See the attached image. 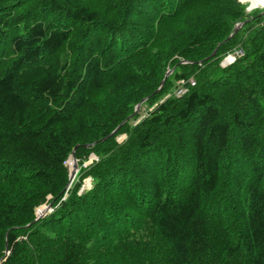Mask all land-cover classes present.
<instances>
[{
    "label": "trees",
    "instance_id": "1",
    "mask_svg": "<svg viewBox=\"0 0 264 264\" xmlns=\"http://www.w3.org/2000/svg\"><path fill=\"white\" fill-rule=\"evenodd\" d=\"M247 6L0 0V264H264V15Z\"/></svg>",
    "mask_w": 264,
    "mask_h": 264
},
{
    "label": "water",
    "instance_id": "2",
    "mask_svg": "<svg viewBox=\"0 0 264 264\" xmlns=\"http://www.w3.org/2000/svg\"><path fill=\"white\" fill-rule=\"evenodd\" d=\"M240 1H241V2H244V1H242V0H240ZM256 8H257V5H256V6H253L252 2H249V3H248V6H247V8H246V10H247V12H251L252 10H254V9H256ZM261 14L264 15V10L261 12ZM245 22H246V21H242V22L237 23L236 26H235L234 31H233V32H232V33H231V34H230V35H229V36H228L223 42H221V43L215 48V50L211 53V55H209L206 59L200 61V63H202L203 61H205V60H207V59H210V58L214 57L215 54H216V52H217L218 47H219L222 43L229 41L234 35H236V34L239 32V30L241 29V27L244 25ZM182 62H187V61H182ZM174 69H175V67H173V68H169V69L167 70L166 75H165L164 79H163L162 82H161V85H160L159 88L154 92V94L158 93V92L163 88V86H164V84H165L167 78L173 73ZM150 97H151V96H146L145 98H143L142 101L139 102V103L136 105V107H135V111H134L131 115H129L125 120H123V121L120 123V125H118V127H116V129L113 130L108 136L102 138L101 141H104V140H106L107 138L112 137L114 134H116V133L118 132V130H119V129H120V128H121V127L127 122V121H129L132 117H134L135 114H137V113L142 109V105H143L145 102H147V101L150 99ZM92 144H94V143H92ZM77 146H78V145H77ZM75 150H76V147H74L73 152H72V154H71V158H69V160H68V164H71V165H72V167L70 168V182H69V184H71V183L73 182V180L75 179V177H76V175H77V172H78V168H79V162H78V158H77V156H76V154H75ZM69 186H70V185H69ZM51 208H52V201L49 202L48 204H45L43 207L39 208V209H38V212H37V217L35 218V220H37L38 218H40L41 216H43L44 213H45L47 210H50ZM35 220H33V221H35ZM28 225H30V224H28ZM8 252H9V250H8Z\"/></svg>",
    "mask_w": 264,
    "mask_h": 264
},
{
    "label": "rangeland",
    "instance_id": "3",
    "mask_svg": "<svg viewBox=\"0 0 264 264\" xmlns=\"http://www.w3.org/2000/svg\"><path fill=\"white\" fill-rule=\"evenodd\" d=\"M242 1H244V0H242ZM250 2V0H245L244 1V3H249ZM259 10H261V11H263L264 10V6H258L257 7ZM237 50H239V49H237ZM242 50V49H241ZM244 52V51H243ZM230 53V52H229ZM228 54V53H227ZM226 54V55H227ZM225 55V56H226ZM225 56H224V58H225ZM223 58V59H224ZM223 59L221 60V62H220V65L222 66V61H223ZM226 67V66H225ZM174 72V71H173ZM177 83H178V86L177 87H175L174 89H173V91L171 92V93H169L167 96H169V95H171V94H175L176 95V93H177V90L179 89V87H180V85L181 84H185V81H184V79L183 80H178L177 81ZM177 96V95H176ZM165 98H167L166 96H165ZM152 107H150V109H151ZM140 113H141V117H139L136 121H135V123H138L143 117H144V115H145V113H146V109L143 107V105H142V109L139 111ZM126 137V135L125 134H122V135H120L119 136V140H123L124 138ZM96 156V157H95ZM70 158H71V156H70ZM98 159V156L97 155H95V154H93V155H91L90 156V158L89 159H87V160H85L84 161V165H87V164H89L93 159ZM69 160V159H68ZM68 160H67V163H68ZM79 162V161H78ZM70 165V168L72 167V165L71 164H69ZM79 169H80V165H79V168H78V172H79ZM78 172H77V174H78ZM77 176V175H76ZM76 178V177H75ZM74 181V180H73ZM70 182V181H69ZM91 183H92V176H87L86 177V179H85V182H84V184L82 185V187H81V190H83L84 188H86V187H90L91 186ZM72 184V183H71ZM71 184H68V187H70L69 185H71ZM45 205V204H44Z\"/></svg>",
    "mask_w": 264,
    "mask_h": 264
},
{
    "label": "built area",
    "instance_id": "4",
    "mask_svg": "<svg viewBox=\"0 0 264 264\" xmlns=\"http://www.w3.org/2000/svg\"><path fill=\"white\" fill-rule=\"evenodd\" d=\"M243 53L244 52L241 49H239V50L236 49V50L231 51L223 59V61L221 63L222 66L225 67V66H228V65L234 63L237 60L238 56L243 54ZM184 81H185V84H181L179 89L177 90V93H176L177 96H182L188 91L189 87L186 86V82H188L189 85H195V83H196L194 78H190L189 80H187V81L184 80Z\"/></svg>",
    "mask_w": 264,
    "mask_h": 264
},
{
    "label": "bare ground",
    "instance_id": "5",
    "mask_svg": "<svg viewBox=\"0 0 264 264\" xmlns=\"http://www.w3.org/2000/svg\"><path fill=\"white\" fill-rule=\"evenodd\" d=\"M250 2H252L253 6H264V0H250Z\"/></svg>",
    "mask_w": 264,
    "mask_h": 264
}]
</instances>
